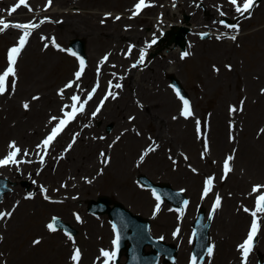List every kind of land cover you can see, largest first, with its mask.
Here are the masks:
<instances>
[{"label":"rangeland","instance_id":"1","mask_svg":"<svg viewBox=\"0 0 264 264\" xmlns=\"http://www.w3.org/2000/svg\"><path fill=\"white\" fill-rule=\"evenodd\" d=\"M71 1L52 0L49 6L48 0H32L35 9L29 12V16L38 17L39 23H42L44 19H47V14L41 15L43 13L41 12L42 9H47L45 13L50 14L54 10L62 12L63 10L74 8L73 10L81 12L82 16L89 15L87 12H98V16L102 12L108 13L112 15L111 18L113 19L107 22L108 24H112L116 16L123 15L117 22L119 29L134 26L143 34L142 40L139 42L135 41L138 53L147 48L151 40L157 36H161L158 29H153L151 25L128 19L130 15L129 8H132L137 0H109V3L102 2L101 5H98V2L101 0H73L72 3H69ZM74 1L81 2L83 6H78ZM14 2L15 0H0V14L3 13L2 15H6L10 19L11 16L6 14V12L7 9L12 8ZM148 2L151 6L142 10V14H144L142 17L152 18L153 16H161V19L166 22H179L183 20L184 16H187L188 21L191 22V11L187 9L179 11V7L175 4L174 0H148ZM206 2L213 6L218 4L216 7H219L224 2L229 3V0H206ZM90 3L94 4L89 6ZM238 3L242 5L243 0H238ZM196 7L199 9L201 17L207 16V5L203 0L197 1ZM13 13L16 16L26 15L25 11H15ZM94 20L102 23L99 18H94ZM216 20L218 24L228 29L225 33L230 35L229 40H231L232 36H239V38L232 42L221 44L209 40L211 36L209 34V32L211 33L210 30H200L197 33H194V30H190L186 37H191L197 42L196 46L191 47V50H188L187 46H185L184 50L162 46L160 50H154L148 54V59L153 64L154 60L164 58L165 56L163 55L167 54L169 50L179 53V56L177 55L173 59L168 68L165 71H161L162 84H156L155 87L153 81L150 80L149 84H145L143 97L140 96L139 101L140 112H145L147 115L148 112L152 113L153 110L158 111L157 115L159 118L157 120H159L160 125L161 123L165 124L168 129V142L153 148L154 143L148 140L149 134H153V129L146 127V125H140V133H136L135 136L140 139V142L137 150L131 156V164L133 161L135 163L134 167L136 169L140 168V173L130 171L128 179L120 183L112 178L111 170L105 172V169L99 173L95 170L101 157L100 153H105L108 149L106 146H111L113 139L117 137L114 133L111 135L114 131V123L104 120V117L98 119L93 124V130L86 131V135L83 136V142H85L80 147L82 146L84 152L79 157L82 168L77 170L76 174L72 175L71 171L74 170L73 161L70 162L67 158L58 164L64 170L63 174L57 172V167L56 172L51 167L45 168L44 171L41 170V167L38 168L37 172L40 173V176L44 174L50 178L48 181L49 196L56 195L54 197L56 202L48 204L52 208H47L43 217H39L36 214L32 215L34 209H24L25 213L28 212L32 215L30 216L32 220L29 223L21 221L19 225L21 227L16 233L14 244L10 245L8 243V239L4 238V230L2 229L0 232V254H2L3 259L0 258V264H9L11 253H16L20 258L25 251H31L32 256L29 257L30 264H75L71 257L77 248L81 251L78 264H83L86 254L82 245L90 240L91 231L88 226L80 225L77 227L78 224L75 223L77 220L73 216L75 214L79 217L80 215L84 216V219L85 217L92 220L97 219L98 223L93 236L95 246L88 253L87 259L89 264L93 260L95 264H103L105 257L101 255V251H111L110 240L113 237L107 221L108 218L106 215L91 216L86 211L88 201L100 196H107L113 201L120 202L133 214L150 219L152 234L155 237H163L166 243L178 247L176 264H187V259L190 257L191 245H189V235L191 232V219H194L196 208L202 205L209 210L213 206L217 194L221 198V203L220 207L215 210L212 232L217 231L216 222L219 220L223 223V231L219 230V233L225 238L224 242L230 245L236 243L240 245L243 242L249 231L253 217L249 213L241 232L234 238L230 237V218L223 216L224 201L226 199L233 201L230 215L232 213L236 215L233 207L236 205L234 204L235 201H237L236 182L240 176L245 177L248 185L251 184L253 188L254 186L264 187L261 185L264 184V175L255 178L244 173L243 167L238 164L237 155L239 148L232 146L226 151L217 152L214 150L213 141L221 134L225 140L227 139L228 143L243 137H251V140L260 141L261 148H258L257 154L259 158L264 160V131H262L264 130V91H262L264 90V29H262L264 27V0L258 1L254 9L250 11V14L247 13L246 20L242 21L241 29L238 27H228V25L238 26L239 16H223L218 19L216 18ZM223 20H227V23H224ZM43 25L46 27L44 26L45 28L43 27L44 29H42V38L36 41L37 44L30 45L26 51L19 55L15 65V76L9 77L6 80V90L3 94H0V129L5 122L8 124L15 117L25 122L26 118L32 115L31 112L43 103L44 98L48 94L54 96L55 90L64 89L65 85L72 79V74L76 72L74 69L78 63L77 58L67 49V46L71 39L77 37L71 33L64 34L57 32L55 25ZM107 25L104 27H107ZM16 39L14 41H6L2 37L0 38V74L6 69L3 58L13 45L16 46V41L18 40ZM82 40L85 43V47H89L90 43L85 38H82ZM47 43L52 44L48 49L45 48V44ZM124 45L125 43L121 45L122 49L125 47ZM109 48V45L102 47L103 50H108ZM184 52H188L189 55L181 58ZM47 55L51 56L50 58L53 60L62 63L59 71H57L58 69H54L52 73H47L45 70L37 73L45 81L44 84L47 86V89L45 90V87L44 89L33 88L31 84H28L27 87L25 86L26 91L21 92L19 81L22 74L28 73L34 67L38 68L43 65L47 60ZM65 65L71 66L70 72L66 74L64 71ZM259 72H262V74L259 75ZM116 74L119 75L120 73L116 72ZM170 76H174L180 81L191 98L193 115L189 119L181 115L183 105L181 99L178 98L169 85ZM13 81L15 82L14 86ZM130 95L133 96V89H128L127 95L123 93L121 102L128 100L127 102L131 103ZM33 97H37V99H33ZM242 101L243 103H241ZM116 102L117 100L114 103ZM24 104H28L29 107L26 109ZM110 105L108 106V110L111 109L112 103ZM233 108L235 111H231ZM62 110L64 109L60 108V112H58L60 115L63 112ZM105 111L107 112V108ZM122 112L124 115L128 114L129 117L135 116L137 113L135 109L124 110ZM178 115H181L182 118L177 117ZM197 121L200 122L199 126ZM109 125L111 129L107 131ZM163 128L165 129L166 127L164 126ZM47 129L37 136L39 145L40 139ZM84 129V119L78 118L55 143L56 145L46 162H52L64 140L66 141L71 135ZM127 136H122L119 143H126L125 138ZM8 140L14 141L5 138V149L9 144L7 143ZM205 144H207V150H205ZM6 152L8 150H4L0 154V158L7 156L9 152ZM71 153L69 152V154ZM90 153L93 155L91 157L93 159L92 164L91 161H87L88 155H91ZM145 153L147 154L145 155ZM142 156L143 160H141ZM229 156L233 157L229 161L231 171L225 176L224 161ZM94 161L96 167L93 170L85 172L93 166ZM53 166L55 168L57 164ZM150 169H153V172L150 173ZM138 174H144L155 182L168 183L172 188L183 191L189 198L188 208L184 212H176L168 205L165 206L160 202L159 211H155L157 200L152 192L142 188L138 184ZM85 177L87 178L83 180ZM209 177L213 178V184L211 190L205 196L203 195V187L205 186L206 179ZM90 179H94V182L91 183ZM9 181L11 182V185H9L10 190L2 197L0 205H2L5 195L12 193L13 188H19L20 192H24L27 197L33 199L32 202L34 204L36 200H41L40 198H36L37 190L32 187L31 182L25 177L20 178V180ZM79 182L80 184H78ZM43 184L46 186L47 182L43 181ZM90 184H95L92 190L87 193H81L80 188L82 186L90 187ZM132 189L135 192H132ZM56 191L59 193L55 194ZM72 191L77 192L78 195V202L75 203L74 207L65 205L66 202H60V196L66 198V200L68 198L71 200ZM40 193V195L45 196L44 191L41 190ZM14 200L16 199L10 198L8 203ZM253 200L252 196V204H254ZM41 202L43 201L41 200ZM9 205L4 204L7 207ZM162 206L165 207L163 208ZM54 216L70 224L76 230V235L71 236V239H69V236L60 230L50 231L47 225ZM257 220L260 226L262 223V226L260 227L256 246L249 254L247 264H264V213H258ZM13 223L11 222L9 226ZM38 223L40 226L37 225ZM44 223L47 229L44 227ZM103 223L108 227L103 226ZM104 227L106 230L104 233H101L100 229H104ZM177 228H179V232L174 236L173 233L176 232ZM37 240L39 243L34 244L33 241ZM51 241H57L55 247L59 246L64 250L58 254L55 251V247L50 244ZM226 249L227 247H225ZM232 250L234 249L232 248ZM235 254L236 256L233 257L224 251L222 260L227 263L235 262V264H242V257L238 255V251ZM44 258L49 261H46ZM4 259L6 260L4 261ZM123 261L124 258H121V262ZM208 263L209 261L206 260L203 264ZM210 264H214V259Z\"/></svg>","mask_w":264,"mask_h":264},{"label":"bare ground","instance_id":"2","mask_svg":"<svg viewBox=\"0 0 264 264\" xmlns=\"http://www.w3.org/2000/svg\"><path fill=\"white\" fill-rule=\"evenodd\" d=\"M73 1V0H72ZM69 2V3H72ZM177 6L179 7V11H182L183 9H187L188 11H191V22H183L180 21L178 23H173V21L168 22L167 24L163 25V27L160 28V31L163 29L169 30L172 29L173 27L177 26H192L195 29H212V30H221L222 28L213 20L217 18V16H222L223 15H229V16H235L239 15L240 13H237L235 11L234 5L231 3H222L219 7H216L217 5H209L206 0H203L204 3L207 5V16L200 17L199 15V10L195 9V4L199 0H175ZM109 3V0H101L98 2V5H101V3ZM68 3V4H69ZM78 6H83L82 3L78 1H74ZM94 3H90L89 6L93 5ZM85 5V2H84ZM238 5H240L238 3ZM74 8L69 9L68 11L63 10L62 12L59 11H52L51 15L49 16L51 20H54L57 25H56V31L59 33H71L73 36H76L77 38H85L89 44V47L86 48L88 51V59H89V67L86 68L85 72L81 76L79 80H76L73 82V87L72 88H65L63 95H58L57 97L48 94V98H44L43 103L36 108V110H33L31 112V116L27 117L25 122H23L20 118L17 119L18 117H15V119H12L8 122H5L3 126L0 129V152L5 149L4 143H5V138L6 139H11L19 143L21 152L19 153L20 158H25V159H33L37 160L38 158V141H37V136L47 127L49 126L54 120H52V117H55L54 115L58 112V107H61L64 104L65 98H70L72 95H78L80 96V102H83L85 100L84 97L87 98L86 93L92 89L94 86L96 88L95 93L92 96V99L88 101V103L85 105L84 111H83V116L85 117V120L88 122V127L86 130H93L92 123L96 119H100L104 117V120L110 121L114 123V131L111 133V135L114 133L118 137L119 136H124L128 135L126 139V143L118 142L119 139L116 138V142L111 145V146H106L108 147V151L105 153H108L109 155V165L104 168L105 172H108L111 170V174L113 175L112 178H114L115 181L117 182H124L128 179L130 175V171L140 173V168L136 169L134 167V163L132 161L131 164V156L132 154L137 150V146L140 142V139L136 138V133H140V125H146V127H151L153 129L152 133L149 134V137L151 136L154 138V141L156 143H159L160 145L165 144L168 142V129L165 124H162V127H166L165 129L161 127L159 120H157L158 111L153 110V112H148L147 115L145 112H140V109L138 108V104L140 101V96H142L143 91H145V86L149 84L152 80L154 83V86L156 87V84H162L160 73L161 71H165V69L168 68L169 64L173 61V59L179 54L177 51L170 50L164 58L161 60L157 59L153 61L152 66H145L144 69L146 72H141L139 73L136 72L137 68H139L140 63L134 59V64H136V67L128 68L129 65L127 64L128 59L124 61L122 58H118L116 56V51L119 50L121 45L123 43H127L129 45V49H134V41L137 40L138 42L142 40V32H140L137 28L134 26L130 28H126L124 31H121L118 29V25L116 24H108L107 27H104L98 21H95L97 18H103V19H108L109 15H103L104 12L100 13L98 16V12H87L89 15H84L81 14V12H77L76 10L73 11ZM91 9V8H90ZM53 14V15H52ZM140 13L136 16H132L133 21L137 20L139 22H143L146 25H151L152 28H156L158 24L157 23L155 16L152 18L148 17H141L140 19ZM245 15V14H244ZM138 17V18H137ZM245 16H243L244 18ZM158 18V17H157ZM24 20L26 17H23ZM18 20V19H17ZM19 21V20H18ZM20 22V21H19ZM21 23V22H20ZM46 27V26H45ZM44 27V28H45ZM43 28V29H44ZM264 29V27H262ZM21 29L15 28V27H9L7 30L1 32V36L3 40H12L21 33ZM30 32L29 35V42L26 45L25 49L23 50L26 51L30 45H34V43L37 44V40L41 38L42 29L40 28V25L34 29H29ZM263 31V30H262ZM217 37H220L217 39ZM226 36L220 35L218 33L213 32L210 36V41L217 42L224 44L226 43L225 41ZM188 39V38H187ZM166 40L162 42L163 45H165ZM197 42L194 41L193 39H190L187 48L191 50V47L196 46ZM104 45H109L111 47L110 50H103L102 47ZM114 45V47H112ZM226 46V45H223ZM116 48V49H115ZM154 49V48H153ZM152 48H148L147 50L144 51L145 56L146 54L150 51L153 50ZM103 50V51H101ZM109 53V57L105 62H102L100 60L101 56L103 54ZM110 56L112 59L120 61V64H117V68L121 70L123 73V76L121 77V87L118 88L119 92L121 91L120 89L123 88L122 93L124 95H127V90L128 89H133V94L134 96L130 95L132 101L131 103L127 102H121L122 97H120L116 103H112V107L110 110H108V106H111L110 104L107 105V112H104V107L100 109L99 112L95 116L92 115V105L93 101L97 98L98 93L100 91V88L106 84L109 83L107 80L112 79L113 77V67L110 66L109 63V58ZM51 56L47 55V60L46 62L39 66L38 68H32L31 71L28 73L22 74V77L19 81L20 83V89L21 92H25V86L27 87L28 84H31L33 88H39V89H47V86L44 84L45 81H43V78H40V76L37 73H41L44 70L47 73H52L54 69H58L61 66L62 63H59L58 61L53 60L50 58ZM130 59L133 61V57L129 56ZM146 60V59H145ZM124 61V62H123ZM96 65V67H99L98 73V78H95V75L92 73V66ZM63 68V67H62ZM71 66L65 65L64 66V71L65 74L70 72ZM261 71V70H260ZM263 72V69H262ZM262 72H259V75L262 74ZM149 74L152 76L149 77ZM138 76V77H137ZM141 76V77H140ZM149 78V79H148ZM146 84V85H145ZM160 91V90H159ZM117 92V93H119ZM107 102L112 101V97H108L106 99ZM79 105V104H78ZM136 110V114L133 117H129L128 114H123L122 111L124 110ZM147 116V118H146ZM131 118V119H130ZM155 122V123H153ZM144 123V124H142ZM244 134V133H242ZM75 137V140L73 141V138ZM243 137V135H242ZM144 138V137H143ZM122 139V138H121ZM120 139V140H121ZM124 139V141H125ZM145 139V138H144ZM72 140V147L69 148L67 147V144L64 145L61 150L64 151L65 157L71 161H73V168L74 170L71 171L72 175L76 174V171L82 168V163L80 164V154H83L84 149L82 145L84 142V137L80 134L75 135L71 137ZM260 141H254L251 140V137H243L239 140H236L234 143H228L227 139L225 140L222 134L217 137L216 140L213 141V147L215 151H226L229 147L231 148L232 146H237L239 148V153L237 155L238 159V164L241 165L244 169V173L249 174L250 176H253L255 178H259L262 175H264V160L259 158L258 156V148H261ZM119 143V144H118ZM103 145V144H102ZM23 146V147H22ZM104 146V145H103ZM27 149V150H24ZM2 152V153H3ZM25 152L27 154L25 155ZM69 152H72L69 154ZM75 152V154H73ZM0 153V154H2ZM91 155H88L87 161L90 162L91 164L93 162V157L92 153ZM73 155H75L73 157ZM70 156V157H69ZM87 156V155H86ZM156 156V155H155ZM86 161V160H85ZM158 161V160H155ZM63 164V163H62ZM43 165V163H42ZM158 167V165H156ZM96 167L95 161L93 166L89 169L86 170L85 172H88L90 170H93ZM43 168H47V165L44 164ZM159 168V167H158ZM150 173L153 172V169L149 170ZM0 172L6 173V175L9 179L12 180H20V178H26L27 180H30L32 182L33 187H40L44 182H47L50 180L49 177L45 176L42 174L41 176L36 174V171H31L28 169L27 166H19L16 164L9 165L7 167L1 168ZM58 172L64 173V170L61 169V166L59 165L58 167ZM91 185V184H90ZM89 185V186H90ZM95 186L91 185L90 187H84L82 186L80 188L81 193H87L92 190V188ZM236 191L237 193V201H235L234 204V212H236V215L232 213L230 215L231 211V204L232 200L226 199L224 201V207H223V216H227L230 218L229 221V227H231V233H229L230 237H236L239 232H241V229L244 225V222L247 217V212L244 211L245 208H248V204H250L249 201V196L251 193V188L250 185H248V182L245 177L240 176L238 181L236 182ZM49 190V188H48ZM120 192V191H119ZM132 192H135L132 189ZM76 193V194H75ZM38 198H40V195H37ZM94 197V196H92ZM16 199L12 201L11 203L9 202V199ZM72 200H65L66 202L65 205L74 207L75 203L78 202V195L77 192L72 191ZM4 204H13L15 205V209H13V213L11 216H6L3 220L0 222V230H4V238L8 239V243L10 245L14 241H16V233L18 229L21 227L19 226L21 224V221H25L27 223L31 222L32 218L30 216L36 214L39 217H43L44 212L47 210V208H52L51 205H48L46 202H41L35 201V204L30 201L26 196L25 193H21L19 188H13L12 193L9 195H5L4 201L2 203L1 207H4V209H7V206H4ZM26 208H29L30 210L34 209V213L31 215L28 212L25 213ZM3 212V211H1ZM8 212V211H6ZM36 212V213H35ZM11 222H14L9 226ZM81 223L82 220H81ZM97 220H92V219H85V223L83 224L84 226H88L90 231H91V238L88 242L83 243L82 247L85 251L86 256L84 259L83 264H89V261L87 259V255L89 252H91V249L94 248L95 244L93 241V236L96 231V225H97ZM217 226V231L211 232V240H212V248H213V253L211 255V261L214 259V264H235V262L232 263H227L226 261L222 260V254L224 251L227 252V254L235 257L236 252L238 251L237 244H232L230 245L229 243L227 244L225 241V238L220 235L219 230L223 231V223L220 222L219 220L216 222ZM40 226V224H37ZM104 226V223H103ZM9 228V230H8ZM8 230V231H7ZM106 228L100 229L101 233H104ZM50 241V240H49ZM50 244L55 247L57 245V241H51ZM227 244V245H226ZM232 246V247H231ZM59 247V246H58ZM55 247V251L60 254L64 249ZM225 247L227 249L225 250ZM232 248L234 250H232ZM10 261L9 264H30V256H32L31 251H25L24 254L19 258V255L17 256L16 253H11L10 254ZM1 256V255H0ZM46 261L48 259L44 258ZM27 260V261H25ZM49 261V260H48ZM88 261V262H87ZM211 263V262H210ZM90 264H92L90 262Z\"/></svg>","mask_w":264,"mask_h":264},{"label":"snow or ice","instance_id":"3","mask_svg":"<svg viewBox=\"0 0 264 264\" xmlns=\"http://www.w3.org/2000/svg\"><path fill=\"white\" fill-rule=\"evenodd\" d=\"M52 0H48V5H51ZM229 3H231L232 5L236 6L235 7V11L237 13H240L241 15H244L245 13H249L250 14V10L255 6L256 4V0H243L242 5H238V0H229ZM21 5L27 6V0H18V3L9 10V14L15 12L17 10V8H19ZM151 6V4L148 2V0H138V2L134 5V10L132 12V16H136L138 15L144 8ZM31 10V9H29ZM223 15V13H221ZM116 19H120L119 16L116 17ZM43 22V21H42ZM9 27H15V28H19V29H23V35H21L19 37V40L17 42L16 46H13L12 48H10L8 50L7 53V61H8V67L3 71L2 74H0V94H3L5 92V82L9 77H14L15 76V65L17 63V58L19 57V55L21 54V50L25 47L26 42L28 40V37L30 35V32L28 31L29 29H34L36 27H38V25H34V24H16V25H9L8 23H6L3 20H0V32L5 31L6 29H8ZM228 27H233V28H237V25H228ZM220 37H217V39H219ZM231 39L235 40L236 36H232ZM156 41L155 39L152 41V43L154 44ZM53 43H55V41H53ZM48 45L46 44L45 47H47ZM63 50V49H61ZM129 51H131V49H129ZM73 55H75V53H72ZM189 53L188 52H184L182 54V57L188 56ZM104 60H107V57H104ZM144 60V51L141 50L140 53V58L138 63H142ZM80 68L78 71L75 72V78L76 80H79L82 76V73L84 71V60L81 59L80 60ZM132 67H136V64H133ZM99 71V70H98ZM13 86L15 84V82L13 81ZM109 84L111 85V81L109 82ZM73 87V82H69L68 84L65 85V88H72ZM115 88H120L121 85L119 83L114 85ZM96 88L94 87L92 89L91 92H89L87 94V99H85L83 102H80V96L78 95H72L71 96V100H72V105H71V111L70 112H65L64 113V119H60L59 123L56 124L52 130L51 133L42 141V145L43 148L45 149V154L47 152L48 147L52 144V142L54 141V139L58 136V134L69 124L70 121H72L73 119H75L77 113L83 112L85 105L88 103L89 100L92 99L93 94L95 93ZM264 91V90H262ZM64 90L61 89L60 94L63 95ZM177 95L179 96V92H177ZM109 96H111L113 99L116 98L115 93L109 91L106 96L104 97V100H106ZM33 99H37V97H33ZM181 99L183 100V108H182V112L181 115L184 116L185 118H188L190 116L193 115V111L189 105V101L187 99H183V97H181ZM104 100L101 101V105H103ZM243 103V101L241 102ZM77 104H79V106H77ZM100 106L97 107L96 111L92 113L93 116H95L97 114V112L100 111ZM24 107L27 109L29 107L28 104H24ZM65 107H68L67 105H65ZM63 111V110H62ZM231 111H235V109H231ZM52 120H56V117H52ZM131 119V118H130ZM175 119V117H174ZM199 121H197V124L199 126ZM199 130V128H198ZM264 131V130H262ZM75 140V137L73 138V141ZM10 148H12L13 150L11 152L8 153V155L3 158L0 159V166H6L9 164H15L17 163L16 157L17 155L21 152V149L19 147L16 146V144L14 142L10 143L9 145ZM37 147H41V145H38ZM69 148L72 147L71 144H69L68 146ZM205 150H207V144H205ZM27 154V152H25V155ZM147 153H145L146 155ZM101 156H105V153H100ZM43 160V157L41 158ZM233 159L232 156H229L225 161H224V173L225 176L227 175V173H229L231 171V167L229 165V161H231ZM141 160H143V156L141 157ZM104 163H108V160L105 159ZM213 184V178L209 177L206 179L205 181V186H204V191H203V195H207L209 193V191L211 190V186ZM260 187L262 186H254L253 188V192H258L260 190ZM42 191H46L45 189H42ZM153 195L155 196L156 200H157V204L155 207V211H159L160 209V196L156 195V193H153ZM48 197L45 196V199H47ZM185 204H187V201H184ZM220 203H221V198L220 196L217 194L216 196V200L213 203L212 206V210L213 212L220 207ZM245 212H249L250 210L248 208L244 209ZM258 213H264V194L257 196L256 201H255V210L251 211L250 214L253 217L248 234L245 238V240L238 245V248L241 250V254H242V264H247V260L249 257V254L252 252L253 250V245H254V240L257 237L258 231L260 230V225L258 223L257 220V214ZM155 214V213H154ZM12 213L11 212H0V219H3L5 216H11ZM77 220H79V216L76 217ZM55 220V218H53ZM209 219H211V215L209 216ZM48 229L50 231H56V227L54 226V223H49L47 225ZM113 230H116V225H113ZM179 232V228H177L176 232L173 233L174 236H176ZM69 239H71V236H69ZM161 239H163V237H161ZM119 241H120V235L117 234L115 239L112 241L114 247H118L119 245ZM34 244H38L39 241H33ZM213 253V248L212 247H208L207 248V254L209 256H211ZM101 255L103 257H105L104 260V264H109V261H113L117 255L116 251H101ZM81 257V251L80 249H75L73 254H72V261L75 262V264H78L79 260ZM191 264H196V258L193 257L192 258V262Z\"/></svg>","mask_w":264,"mask_h":264},{"label":"water","instance_id":"4","mask_svg":"<svg viewBox=\"0 0 264 264\" xmlns=\"http://www.w3.org/2000/svg\"><path fill=\"white\" fill-rule=\"evenodd\" d=\"M183 32H185V30H183ZM174 36H173L174 37L173 39L176 41V43L179 44V45H183L182 36L179 35V34H175ZM81 52H82V50H81ZM155 187H157V186H155ZM157 188H159L162 191H166V192L170 190L169 187L165 186V185H158ZM109 203H110V200H108L106 198H102L98 202H96L94 204V206L97 207L96 209H100V205L103 204V205H101V208L102 209H107L108 213H109V215L111 217L113 216V214L116 211H119V212L125 214V216L128 219V221H130L131 228H133V230L130 233V236H132V234L133 235L135 234L137 236L133 240V248L138 251V256H139L140 260L144 262L143 264L151 262L154 259L155 256L153 254L143 255V253H142V247L144 246V243L147 242V240H149L148 233H147V231L145 229L146 225H145L144 221L141 220L138 217L132 216L129 212L124 210L121 207V205H119L117 203L114 204V207L112 209H108V204ZM91 204H92V202H91ZM91 209H93V208H91ZM120 209L126 211V213H124ZM128 232H129V228H126L125 229V233L127 234ZM200 237H201V239H204V236L202 234H200ZM124 247L125 246H123V248ZM164 253L167 256V255H169V254H171L173 252H170L169 248H166Z\"/></svg>","mask_w":264,"mask_h":264}]
</instances>
